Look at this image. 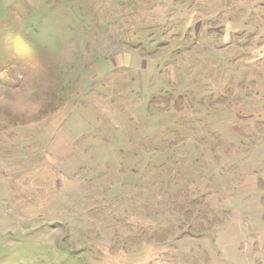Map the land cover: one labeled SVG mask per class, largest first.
<instances>
[{
    "label": "rangeland",
    "instance_id": "rangeland-1",
    "mask_svg": "<svg viewBox=\"0 0 264 264\" xmlns=\"http://www.w3.org/2000/svg\"><path fill=\"white\" fill-rule=\"evenodd\" d=\"M0 264H264V0H0Z\"/></svg>",
    "mask_w": 264,
    "mask_h": 264
}]
</instances>
